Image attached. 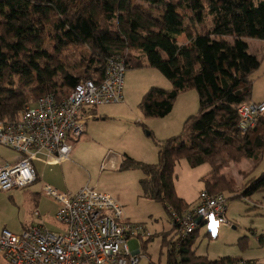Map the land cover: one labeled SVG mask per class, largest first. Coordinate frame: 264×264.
I'll return each instance as SVG.
<instances>
[{"label": "trees", "instance_id": "trees-1", "mask_svg": "<svg viewBox=\"0 0 264 264\" xmlns=\"http://www.w3.org/2000/svg\"><path fill=\"white\" fill-rule=\"evenodd\" d=\"M246 39L264 41V0H0V120L17 119L44 95L60 99L86 79L102 81L112 56L124 58L128 70L153 68L172 83L171 90L146 93V117L168 116L180 94L196 90L199 114L180 135L157 142V163L126 156L120 165L121 171H143V190L171 216L170 208L190 207L176 193L180 161L191 168L210 165L204 191L237 194L235 182L222 173L228 162H259L260 152L264 160V115L248 134L239 130L238 108L253 101L252 76L262 64ZM263 190L264 172L235 196L248 199ZM203 224L187 239L168 242L166 264H264L202 260L193 240Z\"/></svg>", "mask_w": 264, "mask_h": 264}, {"label": "rangeland", "instance_id": "rangeland-1", "mask_svg": "<svg viewBox=\"0 0 264 264\" xmlns=\"http://www.w3.org/2000/svg\"><path fill=\"white\" fill-rule=\"evenodd\" d=\"M141 5V4H139ZM142 6V5H141ZM144 7V6H143ZM186 43L184 37L178 40ZM250 54L256 55L262 64L252 76L255 102L264 101V41L246 39ZM77 73L80 67L76 59ZM152 87L172 89V83L158 70L148 67L129 69L124 86V102L98 107L96 118L88 119L85 133L74 147L72 159L51 168L42 162L34 166L40 180L26 188L0 191V230L8 229L21 234L29 225H42L52 232L64 233L66 228L56 220L58 203L46 196L42 189L53 179L52 185L60 192H74L90 186L110 195L122 208L124 217L139 228V235L128 240L132 252L142 251L139 264H166L168 242L181 235L171 220L169 212L158 201L149 198L141 186L146 177L139 169L121 171L126 156L136 161L155 164L158 161L157 142L180 135L190 117L197 116L200 101L196 90L179 95L173 111L164 118L146 117L141 109L144 96ZM263 134L264 130H261ZM244 159L228 162L222 173L235 182L240 192L247 180L264 172V160ZM20 155L0 144V167L15 164ZM120 164V165H119ZM211 171L209 164L191 168L186 160L175 168L176 193L192 206L205 188L204 177ZM51 182V181H50ZM53 182V181H52ZM227 197L226 224L215 220L204 222L193 240V250L202 260L214 261L235 257L264 263V190L250 198L222 192ZM239 195V194H238ZM39 213V215H37ZM148 238L142 242V237ZM0 256L3 258L2 254ZM4 259V258H3Z\"/></svg>", "mask_w": 264, "mask_h": 264}, {"label": "built area", "instance_id": "built-area-1", "mask_svg": "<svg viewBox=\"0 0 264 264\" xmlns=\"http://www.w3.org/2000/svg\"><path fill=\"white\" fill-rule=\"evenodd\" d=\"M128 68L124 58L112 56L102 81L86 79L60 99L55 94L44 95L28 104L17 119L0 120V144L20 155L15 164L0 167V191L36 183L37 161L47 165L70 161L85 133L81 113L124 102ZM238 113L239 130L248 134L264 115V102L244 103ZM42 191L58 203L56 220L66 231L52 232L39 225H31L21 234L0 230V253L7 264H139L142 251L132 252L128 245L131 237L140 236L139 228L127 222L110 195L88 185L76 193L60 192L50 185ZM169 211L180 240H185L197 229L198 219L227 223V197L202 191L195 205L182 212ZM141 240L147 242L148 238Z\"/></svg>", "mask_w": 264, "mask_h": 264}, {"label": "crops", "instance_id": "crops-1", "mask_svg": "<svg viewBox=\"0 0 264 264\" xmlns=\"http://www.w3.org/2000/svg\"><path fill=\"white\" fill-rule=\"evenodd\" d=\"M261 102H264V101H261ZM98 115V109H91V108H88V109H85L82 113H81V118L85 121L86 125H87V122H88V119L90 118H96V116ZM18 161V160H17ZM43 163V162H42ZM66 162L64 163H61L62 165L65 164ZM45 164V163H43ZM61 164H56V165H48V166H51L49 171L50 172H53L54 169H51V168H54V167H57V166H60ZM47 165V164H45ZM120 165V164H119ZM3 167V166H2ZM37 171V170H36ZM38 173V171H37ZM39 174H38V181L40 180L39 178ZM37 181V182H38ZM45 181H48L49 184H46V185H54V186H57L58 184L54 181V178L53 179H49L47 178V173H46V179ZM51 181V182H50ZM53 181V182H52ZM36 182V183H37ZM35 184V183H34ZM83 188V187H81ZM81 188H79L78 190H75L74 192H70V193H76L77 191H79ZM205 189V188H204ZM204 191V190H202ZM201 193V192H200ZM181 198V197H180ZM183 199V198H182ZM185 200V199H184ZM186 201V200H185ZM187 202V201H186ZM32 225H36V224H32ZM31 225H29L26 229H28ZM39 226H42V225H39ZM43 227V226H42ZM45 228V227H44ZM47 229V228H46ZM1 254V253H0ZM0 264H7L4 259L0 256Z\"/></svg>", "mask_w": 264, "mask_h": 264}, {"label": "water", "instance_id": "water-1", "mask_svg": "<svg viewBox=\"0 0 264 264\" xmlns=\"http://www.w3.org/2000/svg\"><path fill=\"white\" fill-rule=\"evenodd\" d=\"M201 223V219H198L197 224L199 225Z\"/></svg>", "mask_w": 264, "mask_h": 264}]
</instances>
